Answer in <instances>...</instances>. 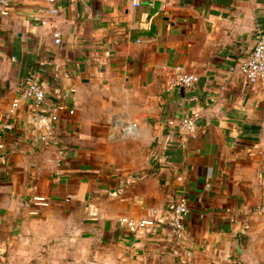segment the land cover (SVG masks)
I'll return each instance as SVG.
<instances>
[{
	"label": "crops",
	"instance_id": "1",
	"mask_svg": "<svg viewBox=\"0 0 264 264\" xmlns=\"http://www.w3.org/2000/svg\"><path fill=\"white\" fill-rule=\"evenodd\" d=\"M7 1L0 259L264 264V85L238 68L264 36V0H55L59 44L40 25L46 0ZM175 67L190 88L174 84ZM26 77L43 88L42 112L19 96ZM192 116L195 137L180 124ZM179 199L189 209L180 233L118 224Z\"/></svg>",
	"mask_w": 264,
	"mask_h": 264
},
{
	"label": "built area",
	"instance_id": "2",
	"mask_svg": "<svg viewBox=\"0 0 264 264\" xmlns=\"http://www.w3.org/2000/svg\"><path fill=\"white\" fill-rule=\"evenodd\" d=\"M47 5L43 9H38L41 13L40 25L48 27L51 30L55 44L60 43V27L58 25L59 11L55 7V0H46ZM133 5L138 4V0H131ZM9 9V2L7 0H0V14L7 15ZM239 72L249 84L264 85V36L260 31L255 35V43L248 54V56L239 64ZM174 84L185 88H190L194 82V77L191 74L183 73L180 67H175ZM19 96L25 99H32L34 107L37 112H42L45 102V93L40 83L33 77L24 78L17 87ZM18 99L12 103V108L16 107ZM63 109L62 103L51 105L46 119L48 120L49 133L53 130V124L57 120L58 111ZM196 116V115H194ZM194 116L182 118L181 126L187 131L188 136L195 137L197 127L194 121ZM10 129L8 123H0V136ZM49 133L42 135V140L45 144L56 143L55 139ZM33 202L42 206H47V200L42 196H35L32 198ZM188 204L184 199L175 200L168 209L159 211L157 208L150 209L148 213L137 220L128 217H120L118 224L126 227L130 232H137L152 228L154 225L161 223L168 225L175 233H180L184 229V222L188 214Z\"/></svg>",
	"mask_w": 264,
	"mask_h": 264
},
{
	"label": "rangeland",
	"instance_id": "3",
	"mask_svg": "<svg viewBox=\"0 0 264 264\" xmlns=\"http://www.w3.org/2000/svg\"><path fill=\"white\" fill-rule=\"evenodd\" d=\"M0 264H7V260L5 261V259H0Z\"/></svg>",
	"mask_w": 264,
	"mask_h": 264
}]
</instances>
